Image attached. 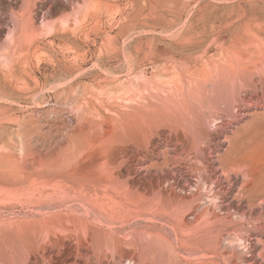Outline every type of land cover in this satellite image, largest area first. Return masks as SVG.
<instances>
[{
	"label": "rangeland",
	"instance_id": "rangeland-1",
	"mask_svg": "<svg viewBox=\"0 0 264 264\" xmlns=\"http://www.w3.org/2000/svg\"><path fill=\"white\" fill-rule=\"evenodd\" d=\"M0 264H264V0H0Z\"/></svg>",
	"mask_w": 264,
	"mask_h": 264
},
{
	"label": "bare ground",
	"instance_id": "bare-ground-1",
	"mask_svg": "<svg viewBox=\"0 0 264 264\" xmlns=\"http://www.w3.org/2000/svg\"><path fill=\"white\" fill-rule=\"evenodd\" d=\"M176 87V86H175ZM219 87V86H218ZM172 90V89H171ZM173 90H175V89H173ZM188 90V89H187ZM177 91V90H176ZM193 91V90H192ZM182 92V91H181ZM173 94H174V92H172ZM188 93V92H187ZM172 94V95H173ZM177 94V93H176ZM189 96H190V94H189ZM189 96H188V98H189ZM193 96V95H192ZM190 99H192L193 100V98H190ZM190 103V102H189ZM186 107V106H185ZM189 107V106H188ZM187 108V107H186ZM185 109V108H184ZM187 111H188V109H187ZM185 112V111H184ZM107 126H108V124H107ZM111 127V126H110ZM107 130H109L110 131V129H107ZM111 132L112 131H110V134H111Z\"/></svg>",
	"mask_w": 264,
	"mask_h": 264
}]
</instances>
